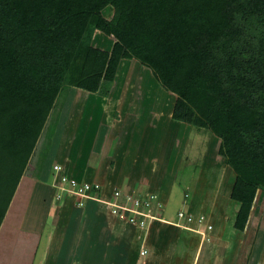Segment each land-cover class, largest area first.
Instances as JSON below:
<instances>
[{
  "label": "trees",
  "instance_id": "obj_1",
  "mask_svg": "<svg viewBox=\"0 0 264 264\" xmlns=\"http://www.w3.org/2000/svg\"><path fill=\"white\" fill-rule=\"evenodd\" d=\"M127 53L177 97L174 120L221 141L247 227L264 195V0H0V230L63 90L98 94Z\"/></svg>",
  "mask_w": 264,
  "mask_h": 264
},
{
  "label": "crops",
  "instance_id": "obj_2",
  "mask_svg": "<svg viewBox=\"0 0 264 264\" xmlns=\"http://www.w3.org/2000/svg\"><path fill=\"white\" fill-rule=\"evenodd\" d=\"M113 83L105 82L98 94H91L79 89H77L78 92L74 91V94L75 92L78 93L77 98H82L83 101L82 103L78 101L76 107L77 124L73 139L75 145L74 148H61L60 152L58 150L53 162L54 166H64L69 175L76 179L101 184L107 199L118 188L125 194L146 195L155 193L165 203L167 202L166 198H169L173 192L174 199L179 198L180 201L185 202V197L190 194L184 193L181 197L180 193H177L178 185H182L180 184L181 181L178 182L181 177L177 176H180L182 171L186 172L185 168H181L182 165L191 162L197 165L198 159H200L198 162L207 161L205 163L207 166L215 165L212 162L213 159L219 163L222 157L219 155V151L217 154L214 153L213 146L218 144L219 148L220 140L212 132L209 137L205 133L207 130H199L174 120L172 115L177 97L173 95L171 97L173 107L167 110L169 115L165 120L166 129H163L166 132L162 136L163 138L158 135L159 126L157 129L156 126L152 125L156 128L157 133H153L152 141L149 140L151 144H148L149 141H146L149 139L147 131L142 129V127L146 128V124L143 122L140 124L141 107H135L136 113L132 114L134 119L131 118L132 115L127 108L129 104L121 109L118 108L117 102L120 97L114 98L109 95L110 92L108 91L109 87L115 90L119 86V84ZM153 100L155 102L151 104L152 107L149 111H157L158 116L155 121L160 124L159 117H163L162 114L160 115L161 110L163 105L165 109L167 105L163 104L162 99L158 97ZM109 108L114 113L113 115L107 114ZM96 113L104 114L102 115L104 122L97 118ZM182 128H185L187 132L185 140L181 139ZM140 138L144 139L145 145H142L140 149L137 147L135 150H132V147L128 148V142L132 143L135 140L139 142L138 139ZM192 139H195L194 145H192ZM111 143H115L117 146L113 147ZM176 151L178 155L174 158L172 165V155ZM223 161L226 160L223 159ZM47 174L46 178L41 176L39 179H31L26 176L22 178L5 218L6 220L11 214L13 219L21 218L22 224L25 222L34 224L28 230L32 232L31 234L26 231L21 235V237L24 236L23 238L19 239L18 236L19 257L22 255V250H26L27 253L30 252L29 246H32L31 255L33 258L35 257L36 235H39L41 231L37 229L35 223L36 220L39 221V210L45 207L46 211H43L45 213L44 222L42 220V223L45 221L46 224L49 223L50 230L47 232L44 241L40 234L41 246L44 244L43 251L46 252V260L43 264H260L255 256L250 257V262L247 259L243 262L241 261L243 258L238 257L237 251L240 249L238 242L241 240L239 232L241 230L236 227V220L240 206H237L235 210V227L230 226L231 230L234 228V232L231 234L227 231L224 234L225 231L213 225L214 229L206 231L207 234L204 239L203 235L196 231L162 221L150 222L144 230L129 227L130 229L126 231L119 227L120 225L112 222L107 210L105 212L100 210L94 203H89L85 208H78L70 204L72 199L64 198L58 201L53 190L56 184L55 172L50 174L49 170ZM182 177L183 180L184 178L187 179V174H183ZM187 182L185 187L197 186L196 179H193L192 184L188 180ZM188 201L186 202L189 205L187 212L194 215L199 214L195 203ZM55 202H57L55 213L47 216V210ZM229 204L232 203L229 202ZM228 213H231V209L225 210L223 217H227ZM166 215L171 217L168 219L165 217ZM162 218L167 221L174 219L172 213H165ZM13 219L9 221L11 227L5 229V234L8 235L6 239L12 233L19 232L15 228ZM41 232L43 234V231ZM117 234L121 235L120 241L125 242L123 245L132 244L133 251L125 248L116 253L114 249L101 247L105 241L117 240L119 238ZM222 237L225 238V241L221 246L218 240L223 239ZM111 243L108 245L109 248L113 247ZM65 246L68 247V250L63 253ZM142 250L148 252L144 257L140 255ZM16 261L15 264H20L18 260ZM33 263L35 262L33 261Z\"/></svg>",
  "mask_w": 264,
  "mask_h": 264
},
{
  "label": "rangeland",
  "instance_id": "obj_3",
  "mask_svg": "<svg viewBox=\"0 0 264 264\" xmlns=\"http://www.w3.org/2000/svg\"><path fill=\"white\" fill-rule=\"evenodd\" d=\"M113 11L114 10H112L111 8L110 9L108 8L106 9V11L103 12V17L105 18L106 21L109 22L112 20ZM90 38H91L89 41L90 46H94L96 48H100L102 50H108V51L112 49L114 42H115L114 38L107 37L99 31H93L91 33ZM86 45L81 46L79 48L78 57H77V63H78L77 66H80V62L83 59L82 53ZM132 66H135V67L132 68ZM73 76L74 75L71 74L72 79H73ZM105 82L103 84H105ZM113 82L116 84H119V86H117L115 90L114 89L112 90L109 87L108 91L110 92L109 95H112L114 98L120 97L119 101L117 102L118 108L121 109L123 106H126L127 104H129L127 108L129 110V113H131L132 115L133 113H136L135 111L136 106H138L139 108L141 107L142 116H141L140 124L141 122H143V124L144 123L146 124V128L142 127V129L144 131H147V134H148L147 136L149 139H147L146 141H149V140L152 141V136L154 135L153 133L154 132L157 133V131L155 130L156 128L158 129V126H159L158 135L159 137H162L164 133L166 132L165 120L167 119L169 115V113H167V110L173 107L171 103L172 102L171 97L174 94L169 93L165 88H163L161 84L156 80L152 72H150V70L146 69L140 63L132 59L128 53H127V56L123 59L121 67L118 70L116 79ZM74 91L78 92L75 87H71L68 90L64 89L62 92V96H60V98L57 100L56 106L54 107V110H53V114L50 117L49 122L47 123V126L43 132L39 145L30 161L29 169L25 175L26 177L31 178V179H39L41 176V177L46 178V176H48L47 172H49V170H50V174L54 172L53 162H54V159L56 157L58 150L60 152L61 148L63 149L65 147L74 148L75 144H73V139L75 136V128L77 124L76 107H77L78 101L81 103L83 102L81 100L82 98H79V99L77 98L78 93L75 92L74 94ZM157 97L162 99L163 104L167 105L166 109L163 105V109L161 110L162 112L160 113V115L162 114L163 117H159L160 124L155 121L158 116L157 111H153V112L149 111V109L152 107L151 104L155 102V100L153 99L154 98L157 99ZM97 112H100V111L97 110ZM96 114H97V118L100 119L102 122L104 119L102 115L104 114H98V113ZM107 114L113 115L114 113L109 108L107 111ZM128 117L130 118V115ZM133 117L134 116L132 115L131 118ZM127 125L129 127V124ZM152 125L156 126V128ZM181 130H182L181 139L185 140L186 133H187L186 129L182 128ZM205 133L207 136L209 135L211 136V131L207 130L205 131ZM76 134H78V131H76ZM138 140L139 142L136 140L132 141V143L128 142V148L132 147V150L133 149L135 150V148L138 147V149H140L142 145L146 144V142L144 143L143 138H140ZM150 141L148 144H151ZM193 141H195V139H192L191 141L192 145H194ZM112 144H113V147L117 146L115 143H111V145ZM219 148H218V144H215L213 146L214 153L217 154V152L219 151ZM177 155H178L177 151L175 152V154L172 155V165L174 164L173 160ZM223 159L224 158L222 157L219 163H216L215 159H213L212 162H214L215 165L212 164V166L205 165L207 161L198 162L200 161V159L197 160V165L193 164L194 162L182 165L181 168H185L186 172L182 171L183 173L180 172V176L179 175L177 176L179 178L181 177V179L178 180V182L181 181L180 184H182V185H178L180 191L179 189H177V193H180L181 197H182V194L184 195V193H189L190 195L188 197L187 196L185 197V202H184V201H180L179 198L174 199L173 197L174 193L172 192L170 197L166 198L167 204L164 202L166 206L164 210H161V214L164 215L165 213H172L173 217H175V215H177L179 211H183V212L187 211V208L189 205H187L186 202L187 200H189L188 201L189 203L194 202L195 203L194 205L198 207V210L200 213L198 212L199 214H195V215H203L206 218L207 220L206 223L208 225H212V226L214 225L215 227H219L222 231H225L224 234H226V231L230 232V234L231 232H234L233 231L234 228L231 230L230 226L235 227V224H234L235 210L237 206H240V204L239 203L237 204L234 201H232L230 195L232 192L233 183L235 182L236 176L234 174V171L230 169L226 161H223ZM93 164H94V161H93ZM38 172L39 174L37 175ZM183 174L185 175L187 174V179L184 178L183 180V177H182ZM193 179L194 180L196 179L197 186L194 185L192 188L189 186L185 187V183H188L187 180L189 181V183L191 182L190 184H192ZM176 188L177 186L175 187V189ZM53 190L55 191V194L61 193V190L59 189V185L57 186L55 185ZM53 190L52 192H54ZM174 192H176V190H174ZM104 199H105V196H104ZM229 202H231L232 204H229ZM70 204L77 207L75 200H72ZM94 204H96L95 206H97L100 210H103L104 212L107 210L112 222L115 223L116 225H120L119 227H122L123 230L127 231L128 229L132 228L130 225H126L125 223L119 222L115 217H113L107 206L103 205L102 203L101 204L94 203ZM56 205H57V202L53 203L52 207L47 210V213H46V215L48 214L47 216H51L52 214L55 213V210L57 207ZM227 209H231V213H228L227 217H223L224 215L223 212ZM43 211H46L45 207L42 210H39V215H40V217L38 218L39 221L36 220V223H35L37 226V229L43 231V234L40 231L39 235H36L37 237L36 244H35L36 253H35L34 258H33V255H31L33 248L32 246H29L28 243L26 244L29 246L30 252L27 253L26 250H22V255L19 257L18 248L20 245L18 244V240H17L18 236H19V239L23 238L24 236L21 237V235H23L24 232L30 230L29 228H31V226L34 224L32 223L27 224V222H25V224H22L23 222H21V218L13 219V217L11 218V214L9 213L10 216L8 215V218L3 222V225L0 230V264H15L17 263L16 260H18L20 264H43V262H45L46 252L43 251L44 244L43 246H41L40 234L42 235L43 237L42 239L44 241V238L47 235V232L50 230V225H48L49 223L46 224V221L45 223H42V220L44 222V214H45ZM165 217L169 219L171 216L166 215ZM10 218L11 220L13 219L15 228L19 232L12 233L6 239L8 235L5 234V229L7 227H11L10 222H9L11 221ZM45 219H46V216H45ZM222 220H224V222H222ZM214 226H213V229H214ZM117 231H119V229H117ZM20 232H22V234H20ZM28 232L29 234L32 233L31 231H28ZM240 232H239V237H241V240L238 243L239 245L241 243V246L238 245V248H240L237 251L239 255L238 257L243 258V260H241L243 262L247 260L248 262H250L249 260L250 257L255 256L256 259L260 261V264H264V195H261L260 192L257 195L254 208L249 217V223L247 227L244 230H241ZM120 234H117L119 235V238H117V240L111 241L112 243L110 242V240L105 241V244L101 245V247H103L104 249L106 248L114 249V251L116 250V253L123 251V249L125 248L132 250L133 249L132 244L127 243L126 246L123 245L125 242L120 241L121 240ZM218 241L221 243V246H222L225 241V238L220 239ZM109 242L111 243V246H113L112 248H109L108 246L110 245ZM38 249L39 251H37ZM66 250H68L67 246H65L63 253H65ZM37 252H38V255H37ZM33 261L35 263H33ZM118 263H120V261Z\"/></svg>",
  "mask_w": 264,
  "mask_h": 264
},
{
  "label": "built area",
  "instance_id": "obj_4",
  "mask_svg": "<svg viewBox=\"0 0 264 264\" xmlns=\"http://www.w3.org/2000/svg\"><path fill=\"white\" fill-rule=\"evenodd\" d=\"M56 186L59 185L61 193L56 194L58 201L64 198L75 200L78 208H85L89 203H102L109 208L110 213L119 222L138 229H146L150 222L162 221L177 227L196 231L206 238V231H212L213 226L208 225L203 215H194L187 211H179L175 219L165 220L162 218L161 210H164V201L158 194L149 193L125 194L116 188L111 197L107 199L103 193V186L99 183H90L78 180L65 170L62 165L54 166ZM88 203V204H87ZM148 252L142 250L140 255L146 256Z\"/></svg>",
  "mask_w": 264,
  "mask_h": 264
}]
</instances>
